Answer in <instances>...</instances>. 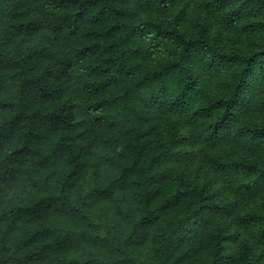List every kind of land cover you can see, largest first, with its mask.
<instances>
[{
  "label": "trees",
  "instance_id": "trees-1",
  "mask_svg": "<svg viewBox=\"0 0 264 264\" xmlns=\"http://www.w3.org/2000/svg\"><path fill=\"white\" fill-rule=\"evenodd\" d=\"M0 264H264V0H0Z\"/></svg>",
  "mask_w": 264,
  "mask_h": 264
},
{
  "label": "rangeland",
  "instance_id": "rangeland-1",
  "mask_svg": "<svg viewBox=\"0 0 264 264\" xmlns=\"http://www.w3.org/2000/svg\"><path fill=\"white\" fill-rule=\"evenodd\" d=\"M62 82L67 85L68 87H70V89H76V87L71 86V84L67 83V80H62ZM74 111V110H73ZM74 129H73V133L72 136L75 137L76 134L79 135L78 137H76L78 139L79 142H82L83 144H86L89 140L90 137L88 135V133L86 132V130L84 129V127H82V119L81 117L77 116L76 119H74Z\"/></svg>",
  "mask_w": 264,
  "mask_h": 264
}]
</instances>
